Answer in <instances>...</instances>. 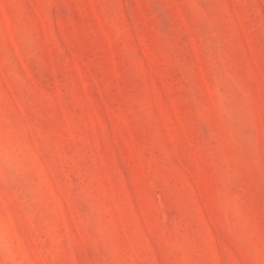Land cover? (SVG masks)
<instances>
[{
	"label": "rangeland",
	"instance_id": "1",
	"mask_svg": "<svg viewBox=\"0 0 264 264\" xmlns=\"http://www.w3.org/2000/svg\"><path fill=\"white\" fill-rule=\"evenodd\" d=\"M0 264H264V0H0Z\"/></svg>",
	"mask_w": 264,
	"mask_h": 264
}]
</instances>
